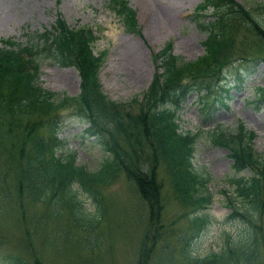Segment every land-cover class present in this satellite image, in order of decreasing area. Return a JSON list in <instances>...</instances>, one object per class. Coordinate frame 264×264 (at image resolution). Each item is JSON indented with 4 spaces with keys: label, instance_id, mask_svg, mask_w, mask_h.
Segmentation results:
<instances>
[{
    "label": "trees",
    "instance_id": "trees-1",
    "mask_svg": "<svg viewBox=\"0 0 264 264\" xmlns=\"http://www.w3.org/2000/svg\"><path fill=\"white\" fill-rule=\"evenodd\" d=\"M109 4L123 26L134 31V12L126 0H109ZM260 5L199 0L191 20L203 32L202 52L184 59L171 51L169 39L164 40L153 52L157 62L140 97L127 100H112L101 91L97 76L100 54L91 50L93 34L86 24L69 25L57 13L49 25L23 31L22 41L0 37V160L4 166L9 157L13 164L15 190L24 189L30 198L36 194L35 199H43L58 189L72 221L88 230L102 212L95 182H109L120 169L147 204L142 233L145 242H141L151 251L152 241L159 234L162 207L158 163L165 169L172 197L181 206L198 208L210 198L205 190L208 176L192 163L201 131L212 144L226 148L233 169L225 195L230 205L226 217L240 227L216 249L194 254L189 238L204 222L206 213L192 209L186 216L191 227L182 230L178 238L183 264H257L262 231L258 221L264 210V150L253 149L254 132L240 122L232 128L213 122L204 130H181L176 109L186 93L193 91L198 114H208L212 104L225 103L222 91L238 88L245 73L259 61L264 64V25L255 10ZM42 57L75 67V94L40 85ZM228 67L232 69L227 77ZM257 91L264 95V87L258 86ZM63 107L79 118L83 131L100 144V159L94 168L76 163L73 150L57 153L61 142L57 131L62 123L59 109ZM2 137H9L7 144ZM242 169L245 171L240 172ZM82 191L91 196V209L82 203L78 195ZM26 260L0 253V264H29Z\"/></svg>",
    "mask_w": 264,
    "mask_h": 264
},
{
    "label": "rangeland",
    "instance_id": "rangeland-1",
    "mask_svg": "<svg viewBox=\"0 0 264 264\" xmlns=\"http://www.w3.org/2000/svg\"><path fill=\"white\" fill-rule=\"evenodd\" d=\"M197 1L126 0L138 26L129 31L110 7L109 0H0V37L22 41L25 38L23 31L49 25L57 13L70 25H89L93 30L89 42L91 49L100 54V87L108 97L124 100L132 95L139 97L156 62L152 52L164 39H169L171 50L184 58L201 52L199 40L203 33L195 28L191 15L187 14ZM238 1L247 5L262 3L255 10L264 25V0ZM231 69L225 70L227 77ZM38 81L68 94L77 91L75 68L58 65L47 57L39 61ZM258 85L264 86L262 63H257L251 72L243 75L238 88L222 91L225 104H212V111L206 115L205 112L198 114L196 95L188 91L177 109L178 128L204 130L212 122L232 128L240 122L254 132L253 149L263 151L264 96L257 97ZM59 113L63 123L58 130L62 140L57 153L72 149L76 163L94 168L100 159V144L82 130L84 123L71 115L67 107ZM2 138L7 144L9 137ZM7 158L4 166L0 160L1 254L17 261L27 259L29 264H183L178 238L182 230L191 227L186 216L193 208L181 206L172 197L161 163L156 166L162 203L159 234L156 233L153 250L149 251L141 242L145 240L142 233L146 227L147 204L122 170L117 169L109 182H95V196L102 204V212L94 225L86 230L72 221L58 189L43 199H35L36 194L30 198L24 189L15 190V171ZM192 163L208 175L205 190L210 193L204 205L193 209L206 213L204 222L189 238L191 251L199 255L216 249L225 237H233L240 226L233 218L226 217L230 205L225 195L231 186L228 176L233 172L226 149L212 144L200 131ZM78 195L86 208L91 209L89 193L82 191ZM260 217L258 222L262 231L257 264H264V210ZM140 252L145 254L140 255Z\"/></svg>",
    "mask_w": 264,
    "mask_h": 264
}]
</instances>
